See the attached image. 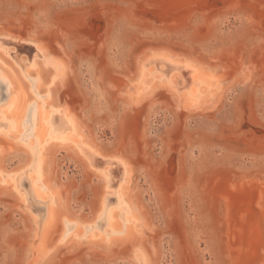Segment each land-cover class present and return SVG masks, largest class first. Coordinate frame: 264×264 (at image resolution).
<instances>
[{"label": "rangeland", "instance_id": "1", "mask_svg": "<svg viewBox=\"0 0 264 264\" xmlns=\"http://www.w3.org/2000/svg\"><path fill=\"white\" fill-rule=\"evenodd\" d=\"M22 39L65 61L55 103L103 158L132 165L128 196L144 217L141 240L153 264H264V0H0V78L19 81L26 95L22 113L7 116L10 90L0 84V122L14 120L0 125V166L16 172L0 184V264H36V247L25 263L26 248L50 197H37L29 178L38 121L47 127L48 179L64 213L85 222L83 240L105 228L113 208L122 230L128 224L124 205L111 203L118 190L110 175L62 143V114L49 108L51 87L38 84L33 65L44 58L10 43ZM157 49L214 69L218 96L184 109L173 90L158 87L130 105L123 89L140 56ZM132 246L76 241L51 264H137Z\"/></svg>", "mask_w": 264, "mask_h": 264}, {"label": "bare ground", "instance_id": "2", "mask_svg": "<svg viewBox=\"0 0 264 264\" xmlns=\"http://www.w3.org/2000/svg\"><path fill=\"white\" fill-rule=\"evenodd\" d=\"M16 41L17 43L14 41H11L10 43L16 44L31 57L36 54L35 56L44 58L45 62L42 63L38 60L34 61L33 65L37 67L38 84H48L51 87L48 91L47 99L49 100V108H54L57 112L62 114L61 117L56 120L57 128L60 130V139L62 143L73 146L76 152L82 156L89 168L92 169L96 167L98 169H105L103 173L110 175L109 185L118 190V192H116L117 194H115L116 198L113 199L114 197H111L113 199L111 203L112 205H116L117 203L118 205H124V215H127L128 222L125 229L122 230V223L120 222V216L118 215L119 211H116L115 208H113L108 213L105 228L103 230L91 231L86 236L85 240H83L84 233L82 232V228L85 225V222H82L81 220L74 221L64 213L61 200L62 196L60 192L53 188L48 179L45 156V149L48 145L45 144L47 139V127H45L42 122L38 121L34 125L31 146L36 140L39 149L35 153V158L32 159L30 157V160L28 161V166L33 167V172L30 174L29 178L33 184L36 182V184L33 185V191L37 197H40V199L47 195L50 197L48 205L43 209V219L33 221L32 232L35 238L37 236V239L36 241L33 240L29 242V245L26 248L25 263L28 255L30 257V255L33 254L34 247H36V252L34 255L35 259L33 258V260L36 261V264H51L54 262L60 247H63L65 244L79 241L106 245L107 243H112L116 240L126 239L133 244L131 249L133 263L137 260L139 261L137 264H153L152 254L143 245V241L141 240L143 239L142 237H144V217L140 214L139 210L133 206L128 196L129 185L133 175V168H131L132 165L124 161L125 159L123 161H116L112 160V158L111 160L103 158L94 144L87 139L77 118L63 112V108H60L55 103L56 88L58 85L65 83L64 81L68 75L67 71L70 69H67L65 61H61L52 56L46 47L41 48L39 44L31 43L28 42V40L23 39ZM135 70V80L129 82L123 89V92L128 93L127 96L130 105L135 104V102L139 103L140 100L146 98L154 89L163 87L170 91L173 90V92L171 91L172 95L177 98L178 102L182 103L184 109H191L198 105H205V103L208 102L207 97L209 96V93H212V97L216 95L218 96V90L222 88V79L216 74L214 69L191 62V60L189 61L185 58L172 56V54L165 49H157L148 54L144 52L143 56H140ZM47 72L50 73L47 75ZM2 78L3 79L0 78V84H3V81L5 80L10 90V94L5 103V107L7 108L5 114L7 116L12 115L13 117H18L22 113L23 105L26 101L25 87L19 81L9 80L4 76H2ZM166 79H170L171 82H173L171 84H175L173 88L172 85L165 82ZM178 86H181V92L177 91ZM209 88H212L213 90L209 91ZM46 109L45 113L47 114L50 109H48V107ZM42 112V109L39 107L38 118L42 117ZM13 122L14 120L6 119L0 122V125L7 126ZM15 122L17 126L19 123L18 120ZM0 138L7 139L3 132H0ZM76 139H81L82 142L78 143L75 141ZM76 144L79 146L78 148ZM1 147L2 146H0V151ZM115 159L120 160V158ZM109 164L115 166L109 169L107 168V165ZM15 173L16 172L5 173L0 166V184H10V179L15 176ZM7 177L8 179H6ZM2 178H4V180ZM104 196H106L105 193H103V197ZM101 217L102 201L94 220L95 223H97L98 219ZM66 221H68L67 226L65 225ZM135 223L138 225H134ZM68 227L71 228V230H69ZM58 228L59 230H57ZM107 232H111L110 236L106 235ZM56 233H58V235H56ZM34 243H36L35 246ZM62 243H64V245H62Z\"/></svg>", "mask_w": 264, "mask_h": 264}]
</instances>
